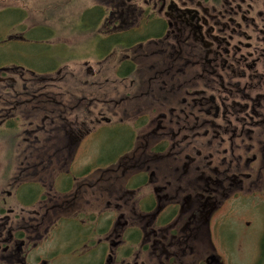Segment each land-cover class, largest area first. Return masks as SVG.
I'll return each instance as SVG.
<instances>
[{
  "label": "flooded vegetation",
  "instance_id": "obj_1",
  "mask_svg": "<svg viewBox=\"0 0 264 264\" xmlns=\"http://www.w3.org/2000/svg\"><path fill=\"white\" fill-rule=\"evenodd\" d=\"M141 1L105 0L107 50L158 47L149 58L175 61L182 71L154 63L143 71L140 53L119 59L116 78L129 79L133 97L149 102L132 106L131 125L125 108L117 120L100 117L101 131L112 134L104 172H0V264H264V8L252 15L249 0ZM21 27L6 35L17 43L12 53L33 44ZM127 33L133 39L124 42ZM173 41L193 55L171 58ZM9 59L0 63V82L17 69L49 75ZM45 90L7 89L13 102L0 130L22 128L31 113L17 109L35 100L31 112L53 122L44 109L59 100ZM178 92L180 103L171 106ZM75 129L78 137L93 132ZM12 205L32 211L12 217Z\"/></svg>",
  "mask_w": 264,
  "mask_h": 264
},
{
  "label": "rangeland",
  "instance_id": "obj_2",
  "mask_svg": "<svg viewBox=\"0 0 264 264\" xmlns=\"http://www.w3.org/2000/svg\"><path fill=\"white\" fill-rule=\"evenodd\" d=\"M107 1L109 5L115 6V2L118 0ZM227 1L230 2V0ZM247 2L251 3L255 10L252 15L264 8V0H249ZM103 3L105 0H0V63L5 64L6 61H10L9 58L11 57H21L22 62L28 67L35 70L43 67L44 71H49V75H43L44 77L30 74L25 69H17L15 72L7 71L9 78L5 79V82H0V91L6 92L7 89L13 88L29 90L43 86L46 89L45 95L56 96L59 100L58 107H52L51 104L45 106L49 113L44 109V116L49 115V121L53 119L51 123H40V115L37 117L35 112H31L36 100L30 101L31 103L28 105L18 107V113L20 109H23L22 111H29L31 115L26 120L21 117L24 120V127L22 124V128L9 133L2 130L4 135L0 134V172H4L7 163V159L4 157L7 148L4 146L5 141L2 137L8 138L10 135L14 137L17 135L18 139L15 140L11 169L8 172H43L40 174L47 172H86L89 168L93 169V172H104L101 169L104 166L103 163L113 152L111 146L106 144L108 135L110 138L112 134L105 130L101 131L100 117L102 115L114 116V120H117L125 108L128 113H122V116L124 121L131 125L132 106L140 103L144 106L149 102L147 98L133 97L136 92L129 86V79L119 80L116 78L119 59L126 54L132 58L135 53H140L139 68L143 71L152 63H154L155 69H163L164 66H168L171 72L181 70L179 69L181 65L175 61H172L174 64L169 66L157 55L149 58L150 52L154 49L157 50L158 47L145 44L141 48H136L135 51L131 49L126 52L123 49L121 53H118L116 49L118 51L122 49L120 47L111 48L113 45L110 44L107 50V42H103V38L107 34L105 33L107 32L106 25L109 23L101 24V18L98 22L95 12L87 10L96 6L103 7ZM137 3H139L137 5L139 7L142 1L139 0ZM205 6L210 7L211 4L207 3ZM243 7H246L245 4ZM113 19L114 16H110L108 22ZM21 24L22 27L16 30L18 32L26 30V39L34 43L22 42L18 44L22 50L21 54L12 53L10 52L11 47L17 43L8 42L6 35L9 34L8 31L12 25L20 26ZM34 26H38V29L33 28ZM136 34L140 35L141 33L137 31ZM227 34L226 36H228ZM132 39L133 34L131 33L123 36L124 42ZM234 40L236 39L234 38ZM172 43L173 47L169 52L171 58L193 55L190 47H184L180 42L175 44L173 41ZM31 50H34L35 55L30 54ZM161 50L163 49L161 48ZM105 51L109 53L107 57H104ZM143 54H147L148 58H142ZM31 56L39 59V61L33 62ZM52 56L55 60H52ZM57 60L59 61L58 75L56 74L57 71L54 74L51 73L54 71L51 69L56 68ZM136 61L139 62V60ZM164 69L168 70L167 68ZM189 71V69L185 70V72ZM0 77L4 78L1 73ZM173 79H177V77L172 78V84L175 83ZM5 92H0V118L3 117L4 110L8 108L7 103L12 104L13 102V99L9 98V94ZM181 97L180 92L176 95L174 93L171 96V106L178 105ZM22 98L25 99L26 97L22 96ZM22 98L19 97L16 100ZM52 108L55 112L53 116L50 113ZM28 122H32V126L39 124L41 127L33 129V127L27 126ZM63 124L64 126L60 127ZM76 127L82 131L88 129L93 132L90 131V134L87 135L86 133L78 137L75 131ZM59 129L65 130V136L61 134ZM65 144L71 147L70 153L68 155L62 154L59 159L57 152L61 147L65 148ZM65 158L69 165H65L64 168L61 166V159ZM113 170L116 172V168ZM14 199L12 196V201ZM12 206L14 211L12 217L27 216V213L32 211L24 208L22 209L23 213H21L19 206ZM259 221L260 216L257 217V222ZM63 232L64 230H62Z\"/></svg>",
  "mask_w": 264,
  "mask_h": 264
},
{
  "label": "trees",
  "instance_id": "obj_3",
  "mask_svg": "<svg viewBox=\"0 0 264 264\" xmlns=\"http://www.w3.org/2000/svg\"><path fill=\"white\" fill-rule=\"evenodd\" d=\"M217 1L216 0H214V3H216ZM87 10H91V11H94L95 12V14H96V18H98V22H99V20H100V18L102 17V7H99V6H96V7H94V8H91V9H87ZM86 11V10H85ZM28 40V39H27ZM110 40H114V41H116V39H114V38H110ZM29 41V40H28ZM33 42V41H32ZM34 43V42H33ZM64 126V124L63 125H61L60 127H63ZM60 130V129H59ZM62 130V129H61ZM60 130V132H61V134L63 135V136H65L64 135V133H65V130H62L61 131ZM3 131L2 130H0V134H2V136L4 135L3 133H2ZM63 132V133H62ZM6 137H2V139H3V141H5L6 139H5ZM5 143V142H4ZM64 144V143H63ZM62 144V145H63ZM14 145H15V143L12 141V143H9V142H7V143H5V148H7V150H6V155L4 156L6 159H7V163H6V165H5V168H4V172H8L10 169H11V160H12V152H13V147H14ZM65 148H63V147H61L60 148V150L57 152V154H58V157L59 156H61L62 154L64 155V154H67L68 155V153H70V149H71V147L70 146H67L66 144H65ZM67 149V150H66ZM65 151V152H64ZM68 151V152H67ZM72 151V150H71ZM59 159H60V157H59ZM65 160H67L66 158L65 159H61V166L62 167H64L65 165L66 166H68L69 165V162L68 161H65ZM70 160V159H69ZM41 161H43V160H41ZM68 162V163H67ZM38 167V166H37ZM65 168V167H64ZM63 169V168H62ZM61 169V170H62ZM64 170V169H63ZM86 172H93V169H91V168H89Z\"/></svg>",
  "mask_w": 264,
  "mask_h": 264
}]
</instances>
